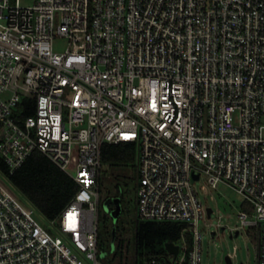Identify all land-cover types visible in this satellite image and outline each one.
<instances>
[{"label":"built area","instance_id":"1","mask_svg":"<svg viewBox=\"0 0 264 264\" xmlns=\"http://www.w3.org/2000/svg\"><path fill=\"white\" fill-rule=\"evenodd\" d=\"M124 142L137 218L184 226L167 264H203L202 179L251 203L231 233L258 227L264 264V0H0V158L10 175L39 150L78 184L44 227L0 178V264H104L102 151Z\"/></svg>","mask_w":264,"mask_h":264},{"label":"rangeland","instance_id":"2","mask_svg":"<svg viewBox=\"0 0 264 264\" xmlns=\"http://www.w3.org/2000/svg\"><path fill=\"white\" fill-rule=\"evenodd\" d=\"M32 2L33 0H22L23 5ZM66 46L67 40L59 39L55 42L54 49L63 52ZM1 96L4 100H8L11 92L8 91ZM136 174L130 165H126L125 167L106 165L98 178L100 193L98 217L99 258L104 264H132L134 260L135 227L136 219H139L136 213L138 184L135 180ZM0 178L26 203L21 193L11 183L9 184L1 174ZM202 185H206V188H202ZM196 187L199 198L213 210L212 214L205 217L198 226V230L202 235L203 264H227L225 256L228 254H233V264H257L258 227L242 226L238 236L230 237L234 228L241 227V222L238 218L241 210L248 212L249 215L253 214L254 211L251 203L241 193L239 194L232 186L225 182H222L217 188H212L202 179L200 182H197ZM118 204L121 206L120 217L114 218L112 211ZM35 217L44 227L47 226L46 220L40 212H37ZM119 218L121 221L117 231L119 249L118 256L114 261L112 260L113 255L109 253V247L112 245V235L110 237V234L113 233L114 228L116 229L115 225ZM212 232H215L214 236L211 235ZM188 234L189 236L185 235V238L191 250L195 239L193 233L188 232ZM160 249L161 246L157 245L158 252L150 253V249L147 246L140 247L138 264H143L146 258L150 257H158L160 264H167L166 258L174 262V258L170 253L166 257V254L160 252Z\"/></svg>","mask_w":264,"mask_h":264},{"label":"trees","instance_id":"3","mask_svg":"<svg viewBox=\"0 0 264 264\" xmlns=\"http://www.w3.org/2000/svg\"><path fill=\"white\" fill-rule=\"evenodd\" d=\"M31 113L32 111L26 115ZM136 149V145L132 143H106L103 147L101 162L104 166L113 167L130 165L137 173ZM0 169L3 174L7 175L9 183L48 220L57 218L78 190V184L39 150L34 151L22 167L13 174H8V169L1 158ZM135 180H137V176ZM119 223H121L120 218L115 225V247L113 248L112 245L109 247V253L113 255L112 260L114 261L118 256L119 249L117 243ZM183 228V225L173 222L161 223L136 219V241L132 264H138L139 249L142 246H147L150 253H157V245H160V252L166 254V257L169 256V252L164 246L168 242L179 243ZM186 235L189 236L188 232Z\"/></svg>","mask_w":264,"mask_h":264},{"label":"water","instance_id":"4","mask_svg":"<svg viewBox=\"0 0 264 264\" xmlns=\"http://www.w3.org/2000/svg\"><path fill=\"white\" fill-rule=\"evenodd\" d=\"M196 179L198 178L197 176L195 177ZM213 210L211 207H208V215L210 216L212 214ZM121 213V206L120 204L116 205V208L112 211V215L114 218L118 217ZM115 232H116V229L114 228L113 229V233H112V247L114 248L115 247ZM212 236L215 235V232H212L211 233ZM239 235V232L236 231L234 234L230 235V237L232 238L233 236H238ZM166 249L168 250V252L173 256V258H176L177 257V254H178V251H179V246L176 245L175 243L173 242H168L166 243L165 245ZM225 259H226V262L227 264H232V261H231V258L226 255L225 256Z\"/></svg>","mask_w":264,"mask_h":264},{"label":"flooded vegetation","instance_id":"5","mask_svg":"<svg viewBox=\"0 0 264 264\" xmlns=\"http://www.w3.org/2000/svg\"><path fill=\"white\" fill-rule=\"evenodd\" d=\"M232 235V233L230 234ZM230 257V255H228ZM231 258V261H232V264H233V257H230ZM227 263V262H226ZM243 264V263H242Z\"/></svg>","mask_w":264,"mask_h":264}]
</instances>
